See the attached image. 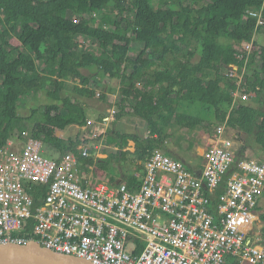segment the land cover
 Returning <instances> with one entry per match:
<instances>
[{
    "label": "trees",
    "instance_id": "trees-1",
    "mask_svg": "<svg viewBox=\"0 0 264 264\" xmlns=\"http://www.w3.org/2000/svg\"><path fill=\"white\" fill-rule=\"evenodd\" d=\"M261 8L264 17V0H0V149L30 128L25 121L31 117L19 113L22 100L51 85V102L30 137L61 153L79 154L82 138H59L55 130L88 125L87 107L61 92L76 79L73 88L80 95L95 97L99 80L94 76H110L121 82L117 119L133 112L150 130L146 138L114 128L109 132L122 148L136 142L138 171L143 168L138 161L145 163L156 149H165L168 127L212 131L202 116L183 111L184 103L211 106L215 123L227 122L236 130L242 141L237 160L247 157L252 142L264 150V46L254 39L264 26L257 29V18L250 14ZM28 24L35 28L29 30ZM87 41L98 49H87ZM134 41L140 48L133 56ZM243 41H255L249 69L251 84L261 89L231 111L235 83L219 74L244 63L237 55ZM198 50L200 59L194 61ZM83 69L94 73L88 76ZM80 161L87 167L95 158L80 155ZM225 187L224 181L212 197L215 204Z\"/></svg>",
    "mask_w": 264,
    "mask_h": 264
},
{
    "label": "built area",
    "instance_id": "built-area-1",
    "mask_svg": "<svg viewBox=\"0 0 264 264\" xmlns=\"http://www.w3.org/2000/svg\"><path fill=\"white\" fill-rule=\"evenodd\" d=\"M250 14L257 29L264 26L263 8ZM253 49L254 41H243L237 55L244 63L225 68L235 83L232 108L261 89L251 84ZM116 112L89 120L101 139L87 167L73 151L52 147L44 156L42 142L26 131L0 149V243L37 241L95 264H264V161L237 160V132L219 124L200 169L157 149L130 185L124 167L114 173L97 157ZM55 134L67 138L66 129ZM88 137L78 144L84 157L91 155Z\"/></svg>",
    "mask_w": 264,
    "mask_h": 264
},
{
    "label": "rangeland",
    "instance_id": "rangeland-1",
    "mask_svg": "<svg viewBox=\"0 0 264 264\" xmlns=\"http://www.w3.org/2000/svg\"><path fill=\"white\" fill-rule=\"evenodd\" d=\"M27 28L29 30H33L35 28V26L33 24H28ZM132 36H133V34H132ZM133 37L135 38V36H133ZM255 41H257V44L264 46V32L263 31H260L259 33H257ZM13 43L19 44L18 42H16L15 39H13ZM86 44L87 45L85 47L87 49L88 48H93V50L98 49V46L96 44L92 45V43H90L88 41H87ZM132 47H133V51L131 52V55L134 56L139 51V48H140L139 43L134 41L132 43ZM238 48H240V46H238ZM199 59H200V51L198 50L197 54H196V56L194 58V61H198ZM83 72L86 75H88V76L89 75H93V73H94V71L92 72V71H90L88 69H83ZM225 72H226L225 69L222 70V72H221V74H219V76L220 75H224ZM94 80H99L98 81L99 85L96 87V93L99 95V99L101 98L100 100H102L101 102H99L100 105L103 108H106V107L112 108V106H111L112 103L110 104L109 100H106L103 97V95L104 94L109 95V94L106 93L107 90L109 91V90H111V88H116L117 89L120 86L121 82H120L119 78H111L110 76H101V77L94 76ZM74 82L75 83H79V80L75 79L74 81H70L71 86L69 88L63 90L61 92V96L62 97H66V96L74 97V98H77L80 102L83 103V101L86 100V96L80 95L73 88V86L75 84ZM51 89H52V86L49 85L46 88V90H43V91H40V92H32V93L28 94L22 100V103L19 105V113L24 118L31 117L30 120L28 119V120L25 121V124H27L30 128L35 126V123L41 121V119L43 118V115H44L43 107H44V105H46V104L51 102V97L49 96V90H51ZM88 98H93V101H94V97H88ZM57 104L58 103H55V101H52V105L55 108H57ZM256 105H258V104L255 103V106ZM91 106H92V104H90V105L88 104V107L86 106L87 110H88L87 114H89L90 118H92L93 120H97V121L103 120V118L99 119L97 117H94L95 111H94V109H92V107H94V106H92V107ZM234 108H232V106H231V111ZM34 110H36L37 112H36V114L33 115V111ZM182 110L183 111H187V112H191V113H193L195 115L202 116L204 119H206L208 121L207 126L212 129V131L210 133L212 134L213 130L216 131V128H217V126L219 124L215 123V112H214V109L211 106L206 105V104H202V103H199V102H197L196 104L184 103L182 105ZM119 111H120V108H119L118 112ZM116 119H117V114H116ZM88 127H89V125H88ZM30 128H28L29 130H24V131L30 132ZM112 128H115V129H117L118 131H120L122 133H124V132L138 133V134H140L141 136H143L145 138L150 135V130L148 128V125H147L146 121L141 119L139 116H137L133 112H131L129 115L124 116L121 119H118L117 122L115 120V122L109 127V130L112 131L111 130ZM147 129H148V132L146 133V135H143L144 132ZM168 129L169 130L173 129L172 131L175 134L171 133V135H173L176 139H180L179 141L182 143V146L185 149L189 148L191 150L195 148V146H196L197 142L199 141V139L201 141H203V143H204V135L206 133H208V131L206 129H203L202 127H198L195 130H189L188 128H178V127H175V126H171V127H168ZM22 132H21V134H22ZM72 133H73L72 136L74 138L76 137V139H77L79 136H81V138H83L86 134H90L91 131L88 130V129L85 132L83 131V135L84 136H82L81 132L79 133V135H78L77 131L72 132ZM72 136L67 137L66 139H69ZM173 136H172L171 140L169 139L170 142L173 140ZM237 137L239 138L240 135L237 134ZM104 138H105V141L107 143H111V144H115L116 143V141H114L115 137H114L113 134H110L109 136H108V134H106L104 136ZM100 139L101 138L98 137V136L95 137V138L89 136L88 139H86L88 141L86 144L91 148V152H92L93 155H94L95 150H96L95 147L97 146V143L94 144V141L99 142ZM241 145H242L241 142H240V144H237V150L240 149ZM47 146H48V144L43 142V148H44L43 155L44 156L53 155V153L52 154L50 152L47 153V150H49V151L53 150V148L51 146H49V147H47ZM116 156H117V153L113 152V157H116ZM135 156H136V154H135ZM125 157H126V154H124V159H123L124 160V164L129 159L128 162L132 161L133 165H136L137 157L134 158V159L128 158L127 160H126ZM247 157L255 158V159H258L260 161H264V150H262L261 147L256 142H252L251 148L249 150H247ZM111 161L114 164H116V166L118 165L117 164L118 158H115V159L112 158ZM186 163H187L188 166L191 165L190 162H186ZM203 163H204V161H203ZM111 167L113 169V165ZM128 167H130L129 168V173L137 174L136 169H134L132 166H128ZM113 170L116 171L115 169H113ZM140 173H142V170H140ZM259 204H260L259 212L262 214V213H264V194L260 197Z\"/></svg>",
    "mask_w": 264,
    "mask_h": 264
},
{
    "label": "crops",
    "instance_id": "crops-1",
    "mask_svg": "<svg viewBox=\"0 0 264 264\" xmlns=\"http://www.w3.org/2000/svg\"><path fill=\"white\" fill-rule=\"evenodd\" d=\"M120 87V86H119ZM119 87L116 89V88H111V90H107L106 93L109 94V95H106L103 97L106 99V100H109V103L111 104L112 108H103L99 102H101L102 100L99 99V95L96 97H94V101H93V98H88V96H86V100L83 101V104L86 105L88 107V104H92V109H94L95 111V115L94 117H97L99 119H102L104 117H108L110 115V112L111 110H114L116 109V114L118 113V110H119V106H118V100H119ZM98 97V98H97ZM90 102V103H89ZM86 111L88 112L87 108H86ZM129 115V114H127ZM88 117H89V120H93L92 118H90L89 114H88ZM141 118V117H140ZM142 119V118H141ZM118 119H116V122H117ZM96 120H94L95 122ZM113 124V123H112ZM111 124V125H112ZM89 125V127H88ZM86 126H79L77 124L75 125H71L69 127L66 128V136L67 137H70L72 136V132H75L77 131L78 132V135L79 133L81 132L82 133V136L83 135V131L85 132L87 129L91 131V126L90 124H88ZM110 125V126H111ZM95 126V125H94ZM83 129V130H82ZM86 129V130H85ZM113 129V128H112ZM111 129V130H112ZM115 129V128H114ZM173 129L169 130L170 133H173L172 131ZM110 130H108V133H109ZM148 132V129L144 132L143 135H146V133ZM107 133V134H108ZM124 133H132V132H124ZM175 134V133H173ZM90 137H93L91 135V133L89 134ZM172 136L171 135L167 142H166V147H165V151L167 153H169L170 155H172L173 157H176V158H179L185 162H190L192 166V168L195 170L196 169H200L202 166H203V161H204V157H203V154H204V151H205V148L207 147V145L211 142L212 140V134L210 132L206 133L204 135V143L203 141H201L199 139V141L197 142L196 146L194 149H185L183 146H182V143L179 141L180 139H176L174 136H173V140L170 142L169 139L171 140L172 139ZM81 137V136H79ZM76 139V137H75ZM95 144V143H94ZM95 152L98 151L99 149L97 148V146L95 147ZM135 151H136V142L134 140H131L129 142V144L125 147V148H122L120 147L119 143H115V144H111V143H107L106 141L103 142L102 144V149L99 151L98 153V159L99 160H104L106 161V165L108 166V168L110 170H112L114 173H118L120 171V169H122L124 167V169L122 170H125L127 175H130L132 173H129V168L128 166H132L133 168H137V162H136V165H133L132 161L131 162H128V158H131V159H134L136 158L137 156H135ZM113 152L117 153V156L116 157H113ZM126 152H128L129 154L126 156V163L124 164V154H127ZM112 158H118V162H117V166L116 164H114L111 160ZM139 163L141 161H138ZM113 165V169H115L116 171H114L112 169V166ZM114 179V178H113Z\"/></svg>",
    "mask_w": 264,
    "mask_h": 264
},
{
    "label": "water",
    "instance_id": "water-1",
    "mask_svg": "<svg viewBox=\"0 0 264 264\" xmlns=\"http://www.w3.org/2000/svg\"><path fill=\"white\" fill-rule=\"evenodd\" d=\"M0 264H94L90 261L64 255L35 241L28 244H0Z\"/></svg>",
    "mask_w": 264,
    "mask_h": 264
},
{
    "label": "bare ground",
    "instance_id": "bare-ground-1",
    "mask_svg": "<svg viewBox=\"0 0 264 264\" xmlns=\"http://www.w3.org/2000/svg\"><path fill=\"white\" fill-rule=\"evenodd\" d=\"M24 132V131H23ZM26 132H28V131H26ZM29 133V136L31 135L30 134V132H28ZM17 137V136H16ZM34 139H36V140H39V141H41L42 142V144H43V141L41 140V139H37V138H34ZM88 146V145H87ZM89 147V146H88ZM44 149V148H43ZM157 150V149H156ZM161 150H163L164 152H166L164 149H161ZM90 153H91V155L90 156H94L93 154H92V152H91V148H90ZM154 153V152H153ZM152 153V154H153ZM167 153V152H166ZM151 154V155H152ZM168 155H170L169 153H167ZM78 155H82V153L79 151V154ZM150 155V156H151ZM83 156V155H82ZM90 156H88V157H90ZM149 156V157H150ZM171 157H173L172 155H170ZM148 157V158H149ZM148 158H147V160H148ZM173 158H175V159H178V160H181V159H179V158H176V157H173ZM146 160V161H147ZM145 161V162H146ZM181 161H183V160H181ZM186 165H187V163L185 162V161H183ZM140 164H143V162L141 161L140 162ZM142 170V169H141ZM31 241H29V242H27V243H24V244H28V243H30ZM36 243H38L40 246H42V247H45V248H47V249H49L48 247H46V246H44V245H42L41 243H39V242H37V241H35ZM9 243H15V242H9ZM0 244H6V243H0ZM17 244H19V243H17ZM49 250H51V249H49ZM64 255H68V254H64ZM69 256H73V257H77V256H74V255H69ZM77 258H80V257H77ZM81 259H83V258H81ZM84 260H86V259H84ZM87 261H90V260H87ZM90 262H92V261H90ZM92 263H94V262H92ZM95 264V263H94Z\"/></svg>",
    "mask_w": 264,
    "mask_h": 264
},
{
    "label": "clouds",
    "instance_id": "clouds-1",
    "mask_svg": "<svg viewBox=\"0 0 264 264\" xmlns=\"http://www.w3.org/2000/svg\"><path fill=\"white\" fill-rule=\"evenodd\" d=\"M236 131V130H235ZM238 138V137H237ZM239 139V138H238ZM241 141V140H240Z\"/></svg>",
    "mask_w": 264,
    "mask_h": 264
}]
</instances>
